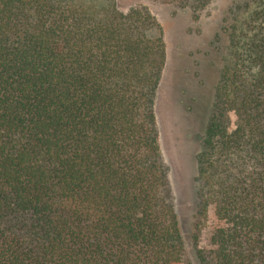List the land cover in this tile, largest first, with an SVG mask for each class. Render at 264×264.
Listing matches in <instances>:
<instances>
[{
	"label": "trees",
	"instance_id": "16d2710c",
	"mask_svg": "<svg viewBox=\"0 0 264 264\" xmlns=\"http://www.w3.org/2000/svg\"><path fill=\"white\" fill-rule=\"evenodd\" d=\"M220 35L191 245L199 264H264V0ZM164 64L144 7L0 0V264H192L158 142Z\"/></svg>",
	"mask_w": 264,
	"mask_h": 264
},
{
	"label": "rangeland",
	"instance_id": "374dc122",
	"mask_svg": "<svg viewBox=\"0 0 264 264\" xmlns=\"http://www.w3.org/2000/svg\"><path fill=\"white\" fill-rule=\"evenodd\" d=\"M244 1L115 0L119 11L146 8L162 29L165 64L156 89L154 112L173 208L192 264H199L191 245L197 153L212 109L214 86L229 55L225 39L218 35L230 10ZM229 116L234 126L233 113ZM210 212L209 207L199 233L203 245L207 244L212 223Z\"/></svg>",
	"mask_w": 264,
	"mask_h": 264
}]
</instances>
